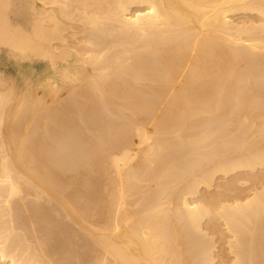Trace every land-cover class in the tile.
Wrapping results in <instances>:
<instances>
[{
  "label": "bare ground",
  "instance_id": "1",
  "mask_svg": "<svg viewBox=\"0 0 264 264\" xmlns=\"http://www.w3.org/2000/svg\"><path fill=\"white\" fill-rule=\"evenodd\" d=\"M0 264H264V0H0Z\"/></svg>",
  "mask_w": 264,
  "mask_h": 264
}]
</instances>
